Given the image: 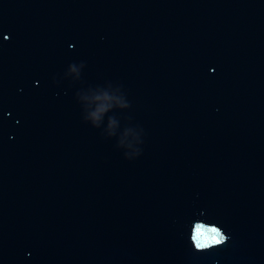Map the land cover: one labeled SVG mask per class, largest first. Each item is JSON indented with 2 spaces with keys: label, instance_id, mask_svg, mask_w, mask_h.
I'll list each match as a JSON object with an SVG mask.
<instances>
[{
  "label": "water",
  "instance_id": "water-1",
  "mask_svg": "<svg viewBox=\"0 0 264 264\" xmlns=\"http://www.w3.org/2000/svg\"><path fill=\"white\" fill-rule=\"evenodd\" d=\"M0 264H264V0H0Z\"/></svg>",
  "mask_w": 264,
  "mask_h": 264
},
{
  "label": "snow or ice",
  "instance_id": "snow-or-ice-1",
  "mask_svg": "<svg viewBox=\"0 0 264 264\" xmlns=\"http://www.w3.org/2000/svg\"><path fill=\"white\" fill-rule=\"evenodd\" d=\"M197 227H200V225H197ZM216 231L220 233V237H219L218 243L213 246L224 244L229 239L227 235H222L219 229L216 228ZM196 249H197V252H202L205 248L201 247L200 245H197Z\"/></svg>",
  "mask_w": 264,
  "mask_h": 264
}]
</instances>
